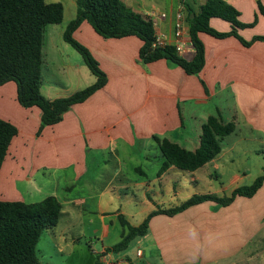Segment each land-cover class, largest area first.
Instances as JSON below:
<instances>
[{"label":"crops","instance_id":"0c3cea01","mask_svg":"<svg viewBox=\"0 0 264 264\" xmlns=\"http://www.w3.org/2000/svg\"><path fill=\"white\" fill-rule=\"evenodd\" d=\"M205 1L122 0L145 16L166 12L156 31L170 40L175 11L185 17L197 14ZM222 1L237 10L246 27L219 18H211L209 25L217 32L235 31L250 44L232 35L199 33L204 65L197 75L163 59L145 64L139 59L140 39L103 38L82 22L72 37L89 51L107 82L71 106L60 122L37 135L40 110L18 104L15 83L0 86V119L17 129L0 167V200L36 203L53 196L61 204L57 225L36 246L42 264H264V182L253 196H237L227 206L203 201L172 216L155 215L146 235L122 251L112 250L124 232L121 216L137 226L156 207L183 202L178 190L183 171L169 167L159 174L164 159L153 136L194 151L209 116L235 124L231 134L219 139L220 153L190 172L196 189L186 199L228 197L264 174V41L254 39L264 37V14L258 8L264 9V0ZM194 54L190 45L182 57L189 61ZM56 58L53 66L57 61L63 66L57 83L48 85L45 59L42 64L45 99L68 97L95 82L91 72L82 74L87 68L82 57ZM67 69L78 75H65ZM10 95L16 115L4 110ZM37 177L42 190L35 188Z\"/></svg>","mask_w":264,"mask_h":264},{"label":"trees","instance_id":"16d2710c","mask_svg":"<svg viewBox=\"0 0 264 264\" xmlns=\"http://www.w3.org/2000/svg\"><path fill=\"white\" fill-rule=\"evenodd\" d=\"M75 8V17L66 26L62 38L81 55L96 80L92 85L68 97L47 100L40 93L44 33L48 25L62 22L63 5L59 2L47 3L45 0H0V86L14 82L18 104L24 108L36 107L40 110L37 135L43 127L60 122L71 106L84 102L107 82L105 74L89 51L72 37V33L82 22H87L103 38L137 37L143 43L139 50V59L143 63L163 59L178 66L187 75H197L204 65V47L198 38L199 33L215 38L232 35L244 46L250 44L242 40L235 31L217 32L210 27L211 18L224 20L235 28L246 27L238 21L237 10L222 0H206L197 14L190 12L187 15L191 45L195 52L189 61L178 55L173 46H153L154 30L149 18L133 11L122 0H75ZM258 8L264 14L260 5ZM254 39L264 41V37ZM234 130L233 122H224L219 115L209 116L201 126L198 147L194 151L186 150L166 138L153 136L164 159L159 174L169 167L183 172L201 168L220 153L219 139ZM16 135V127L0 119V167L10 142ZM263 182L264 174L250 185L234 189L228 197L192 195L177 206L168 209L156 207L137 226H131L121 216L124 232L112 250L122 251L133 239L146 235L149 220L155 215L172 216L203 201L227 206L237 196H253ZM60 214L61 204L53 196L36 203L0 200V264H42L37 257V243L45 231L57 225Z\"/></svg>","mask_w":264,"mask_h":264},{"label":"rangeland","instance_id":"374dc122","mask_svg":"<svg viewBox=\"0 0 264 264\" xmlns=\"http://www.w3.org/2000/svg\"><path fill=\"white\" fill-rule=\"evenodd\" d=\"M45 2H47V3L60 2L63 5V8H64V14H63L62 22L60 24H58V25H48L46 27L45 33H44L42 54H43V61L45 59V63L46 64L44 65L45 67L43 66V68H44L43 69L44 70L43 71V77H44L45 80H47L48 85H51L52 83H57V82L60 81V79H61L60 67H63L62 64H60L58 61L55 64V66H53V64H54L53 63V59H55L57 57L55 55L56 51H58V55H59L56 59H59V57L61 59H64V58H66V55L69 54V53L70 54H76L79 58H81V57H80V55H78V53H76V51H74L70 46H68L62 40V32L65 30V28L68 25V23L71 20H73L74 17H75L76 8H75L74 0H45ZM165 7L167 8V6H165ZM59 44L66 45L68 49L64 50L63 48L60 47ZM46 49H47V52H46ZM83 71L86 74H88V76L91 75L90 71L86 67H84V70L81 71L82 74H83ZM64 72H65L64 73L65 75L67 74L66 72H69L70 75H76V76L78 75L73 70L69 71L67 69ZM46 76H47V79H46ZM10 82H12V81H10ZM12 83L14 84V82H12ZM7 101L9 102V104H7V106H6V108L4 110H6V109L7 110H11L12 113H15V115H16V112H15V110L13 109V107L11 105V103H13L11 95H10V98H8ZM89 163H90V166H91V169H92V162L89 161ZM250 163H251V161H249V164ZM99 164H100V162H99ZM100 165H101V167H103L104 160H103V163H101ZM93 169H94L95 172H97V173L99 172L97 166H95ZM182 173H183V175H182V177L180 179V185H179V186H181V188H179L178 190L180 191V197H181L180 199H181V201H184L188 197V195H191V193H192L191 189H196V188L194 187L193 184L190 183V172H182ZM40 180H41L40 177H37L36 182H35V188L37 190H42L43 189V186L40 185ZM63 184L66 185V181ZM76 190H78V187H75L74 190L71 191V193L76 191ZM64 195H67V194H64ZM47 232H50V231H47Z\"/></svg>","mask_w":264,"mask_h":264},{"label":"built area","instance_id":"2783aa9c","mask_svg":"<svg viewBox=\"0 0 264 264\" xmlns=\"http://www.w3.org/2000/svg\"><path fill=\"white\" fill-rule=\"evenodd\" d=\"M152 23L154 30V43L155 47L173 46L178 55L183 56L186 49L191 45L189 25L187 17L184 16L181 10H176L172 17V33L171 40L165 35L156 31L159 21L167 19L168 15L162 11H151L146 15ZM139 255L140 252L138 251Z\"/></svg>","mask_w":264,"mask_h":264},{"label":"water","instance_id":"95a60500","mask_svg":"<svg viewBox=\"0 0 264 264\" xmlns=\"http://www.w3.org/2000/svg\"><path fill=\"white\" fill-rule=\"evenodd\" d=\"M192 17V16H191Z\"/></svg>","mask_w":264,"mask_h":264}]
</instances>
